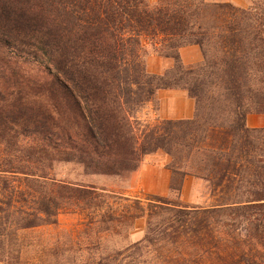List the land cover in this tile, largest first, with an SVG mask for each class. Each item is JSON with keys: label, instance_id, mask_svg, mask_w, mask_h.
<instances>
[{"label": "trees", "instance_id": "obj_1", "mask_svg": "<svg viewBox=\"0 0 264 264\" xmlns=\"http://www.w3.org/2000/svg\"><path fill=\"white\" fill-rule=\"evenodd\" d=\"M186 46L199 64L181 63ZM148 49L173 66L148 75ZM159 90L184 91L193 118L138 117ZM248 114H264V0H0V264H264V128ZM156 152L180 177L171 191L192 176L215 205L53 175L71 165L128 181ZM62 214L83 229L39 231ZM141 218L144 238L106 256L90 238Z\"/></svg>", "mask_w": 264, "mask_h": 264}, {"label": "rangeland", "instance_id": "obj_2", "mask_svg": "<svg viewBox=\"0 0 264 264\" xmlns=\"http://www.w3.org/2000/svg\"><path fill=\"white\" fill-rule=\"evenodd\" d=\"M149 5H153L156 3V0H146ZM208 4L214 3H229L238 8H247L250 4L257 0H204ZM150 49L147 50V54L151 53ZM173 66V63H172ZM171 66V67H172ZM143 110H141L138 117L142 118ZM147 121L153 122L154 120ZM161 155H165L162 152H156ZM153 153V154H156ZM152 155V154H150ZM167 156V155H165ZM147 157V156H146ZM168 157V156H167ZM169 161L167 162V166L170 164L171 160L168 157ZM145 160V158L143 159ZM155 156H153L151 160V164H160ZM170 175L169 180V193L166 196H159L155 194H151L149 192V183L141 182L138 180L126 181L120 180L112 177L106 176H92V177H84L81 173V170L78 167L71 165H58L54 170V177L56 180H64L69 182H84L86 184H91L96 188L104 189L118 195L124 197H138L145 198V195H155L159 197L167 198L173 203H181L183 206L188 208H196V209H208L215 205V194H212L208 184L205 181H202L198 178L187 176L184 180L188 179L190 184L187 185L186 190L182 194V190L180 188L179 192L171 191V181L175 179L174 185H178V181L180 179L179 176L173 178L171 172L168 170ZM183 180V181H184ZM181 183V187L183 184ZM81 221L78 217L62 214L57 218V225L55 227H46L42 228L39 231L47 234H54L57 231L63 230H73L79 229L80 231L83 229V225L80 224ZM145 218L138 219L133 222L131 228L127 232L124 231V228H121L119 225H113L110 227L107 224L98 226L95 228L92 233H90V238L99 243L100 251L105 253V256L111 254L113 251H117L126 245H130L136 242L141 241L144 238L145 234ZM109 229L108 231H106Z\"/></svg>", "mask_w": 264, "mask_h": 264}, {"label": "crops", "instance_id": "obj_3", "mask_svg": "<svg viewBox=\"0 0 264 264\" xmlns=\"http://www.w3.org/2000/svg\"><path fill=\"white\" fill-rule=\"evenodd\" d=\"M179 58L184 66H193L201 62V54L196 46H186L179 49ZM172 62L156 54L148 53L145 57V72L148 75L159 76L170 69ZM195 113V104L184 91L181 90H159L155 94L154 102L147 104L142 113L143 119L185 121L191 120ZM245 125L249 129L264 128V114H248ZM155 156L160 164H151ZM168 157L159 153L145 157L136 172L129 181L138 180L149 183L151 194L166 196L169 193L170 175L166 169ZM190 184L188 179L183 181L182 194Z\"/></svg>", "mask_w": 264, "mask_h": 264}]
</instances>
